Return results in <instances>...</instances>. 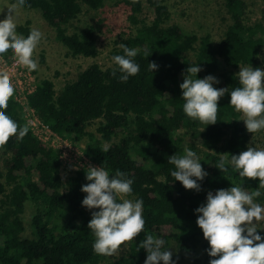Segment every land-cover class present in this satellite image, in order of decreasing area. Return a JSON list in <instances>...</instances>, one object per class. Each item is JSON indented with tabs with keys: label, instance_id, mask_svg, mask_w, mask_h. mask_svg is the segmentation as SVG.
<instances>
[{
	"label": "trees",
	"instance_id": "trees-1",
	"mask_svg": "<svg viewBox=\"0 0 264 264\" xmlns=\"http://www.w3.org/2000/svg\"><path fill=\"white\" fill-rule=\"evenodd\" d=\"M120 1L133 31L114 41L110 54L124 55L121 43L136 49L133 59L140 66L139 73L121 82L119 71L112 75L117 65L103 68L92 62L58 91L50 78L40 79L26 93V104L58 134L76 144L84 141L85 155L110 176L119 169L133 180L127 197L143 200L144 231L111 264H144L147 252L138 251V246L149 234L165 241L162 250L172 251L176 264H184L198 252L200 255L191 256L190 264H209L213 257L208 255L210 246L196 223L199 214L195 210L206 203L209 191L215 194L240 186L251 193L259 186V178L242 179L230 165L227 172L214 165L222 155L230 158L248 148L249 133L230 105V91L240 86L231 68L258 62L264 45L262 26L246 21L245 0H222L230 21L223 35L213 41L209 33L199 35L172 21L167 0ZM103 4L104 0H26L24 7L39 10L71 54L93 57L98 54L94 27L70 32L67 25L85 6ZM145 9L152 12L150 19ZM16 25L17 34L25 38L34 29L29 20ZM2 55L10 58L12 51ZM153 61L158 67L152 72L148 65ZM222 64L228 69L220 71ZM192 65L202 69L197 78L211 75L219 80L213 87L228 88L218 101L214 125L202 124L183 112L179 85ZM15 95L14 91L6 115L20 126L28 125ZM93 122L97 125L89 130ZM28 127L22 140L13 136L0 147L4 166L0 172V264H102L105 256L93 251L95 237L87 227L92 212L99 209L82 206L87 194L81 188L90 183L87 168L68 167L62 177L57 150ZM185 148L197 154L208 173L197 181L199 192L186 190L171 176L175 166L168 158L183 155ZM259 190L261 195L254 200L263 204L264 189ZM28 201L35 211L26 234L23 213ZM257 233L264 237V220Z\"/></svg>",
	"mask_w": 264,
	"mask_h": 264
},
{
	"label": "clouds",
	"instance_id": "clouds-1",
	"mask_svg": "<svg viewBox=\"0 0 264 264\" xmlns=\"http://www.w3.org/2000/svg\"><path fill=\"white\" fill-rule=\"evenodd\" d=\"M25 2L16 0L7 7L9 15L0 20V54L11 50L17 65L35 71L38 64L32 57L42 33L32 29L26 38L18 35L14 19L17 9L23 7ZM119 46L124 55L112 57L113 63L118 66L112 75L115 77L119 71L120 81L126 82L140 71L139 64L133 59L137 56V50L123 43ZM148 66L152 72L158 67L155 61ZM201 70L198 65L187 68L183 83L179 85L184 101L183 112L202 124L214 125L218 120V101L229 91L228 88L213 87L219 80L211 75L197 78ZM237 76L240 86L230 91V105L243 114L242 121L247 131L254 134L264 130V70L244 67L240 68ZM14 91L9 73L0 70V147L13 136L22 140L29 131L28 125L20 126L6 115L5 110ZM103 151H108V148L105 147ZM168 160L169 164L175 166V170L171 171L175 181H179L186 190H201L197 181H203L208 173L203 170L194 151L185 148L183 155L174 154ZM228 165L242 179L259 178V186L251 193L240 186L220 189L215 194L209 191L206 203L195 210L199 214L196 223L210 246L208 255L213 257L209 264H264V237L257 233V223L264 220V207L254 202V198L261 195L259 189H264V149L249 146L246 151L230 158L222 155L214 166L221 172H227ZM86 179L90 183L81 188L87 194L82 206L89 210L99 209L92 212L87 226L95 237L93 251L97 255L111 257L121 245L144 231L143 200L125 198L132 193L133 180L119 169L114 176H110L104 167L88 166ZM254 220L256 223H253ZM164 243L163 239L150 234L140 242L138 251L143 248L147 252L144 264H176L172 251L162 250Z\"/></svg>",
	"mask_w": 264,
	"mask_h": 264
},
{
	"label": "rangeland",
	"instance_id": "rangeland-1",
	"mask_svg": "<svg viewBox=\"0 0 264 264\" xmlns=\"http://www.w3.org/2000/svg\"><path fill=\"white\" fill-rule=\"evenodd\" d=\"M245 2L247 3L246 21L249 23H260L264 36V0H245ZM14 3H16V0H0V20L5 19L9 15V9L7 7ZM167 3L171 11L172 21L180 24L185 30L193 31L199 35L209 33L213 41H217L223 35L230 21L222 0H167ZM145 13L148 19L152 17V12L149 9H145ZM14 19L16 24L29 20L30 25L42 33V39L34 50L32 57L37 62L38 67L35 71H31V73L34 77V82L42 78H50L55 83L57 91L67 80L73 79L80 70L92 62L98 63L103 68L112 65L113 61L110 51L114 45V41L119 40L133 31V26L127 20V9L120 0H104V4L99 8L85 6L82 12L70 21L67 28L71 32L87 25L94 27L98 54L91 57L71 54L69 49L57 40L54 28L43 19L40 11L37 9L25 8L23 6L17 9ZM41 55L43 56L42 60ZM1 57L8 61L15 60L13 53L10 58H5L0 54V59ZM244 67L264 70V45L258 56L257 63L250 66L239 65L231 69L238 73L240 68ZM226 68L222 64L220 71ZM0 70H2L1 67ZM243 119V114L239 112V121L245 126V123L242 121ZM96 125L97 123L93 122L89 125L88 129L94 130ZM190 141V135L187 134L186 142L189 143ZM78 143L73 144L77 146L78 153H80L84 141H79ZM249 146L264 149V130L254 134L249 133ZM58 155L60 158H63L61 159L62 167L60 174L64 177L68 172L67 168L71 166V164L70 166L68 164V159L76 160V157H66L60 155V153ZM3 171V160L0 159V172ZM125 198L132 200L128 197ZM254 202L258 203L256 200ZM260 205L264 207V203ZM34 211V204L28 201L23 213L26 234L29 233V219ZM253 223H256L255 220ZM260 224L261 221L257 223V228L260 227ZM128 244L129 242H125L121 245L115 255L111 257L105 256L102 264H111L121 253L127 250ZM196 255H200V253L198 252L191 256L194 257ZM191 256L185 259L184 264H190Z\"/></svg>",
	"mask_w": 264,
	"mask_h": 264
},
{
	"label": "built area",
	"instance_id": "built-area-1",
	"mask_svg": "<svg viewBox=\"0 0 264 264\" xmlns=\"http://www.w3.org/2000/svg\"><path fill=\"white\" fill-rule=\"evenodd\" d=\"M0 67L2 70L9 73L15 89V96L23 105L26 123L38 138L42 141L49 142L60 155L76 157V160L68 159L69 166L71 164L69 168L73 170L80 167L87 168L88 166L100 167L96 162L86 156L82 149L81 152L78 153L77 146L74 145L72 141L52 130L47 123L43 122L36 115L35 110L26 104V93L34 89L36 85L31 71L17 65L15 60L8 61L2 57L0 59ZM77 158H79V160H77ZM61 159L63 158H60V160Z\"/></svg>",
	"mask_w": 264,
	"mask_h": 264
}]
</instances>
